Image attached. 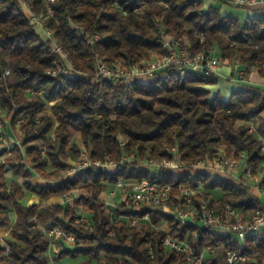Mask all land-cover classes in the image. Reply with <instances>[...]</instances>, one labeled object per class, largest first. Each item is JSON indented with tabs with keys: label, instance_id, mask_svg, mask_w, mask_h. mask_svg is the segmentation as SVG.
Masks as SVG:
<instances>
[{
	"label": "trees",
	"instance_id": "1",
	"mask_svg": "<svg viewBox=\"0 0 264 264\" xmlns=\"http://www.w3.org/2000/svg\"><path fill=\"white\" fill-rule=\"evenodd\" d=\"M24 1L33 9L41 4L0 0V110L12 128L19 121L21 132L12 157H5L7 147L0 148V227L11 233L0 239V264H47L79 256L84 259L77 264H190L184 252L165 247L167 236L186 241L195 254L217 247L208 264H225L228 249L255 251L245 264H264V231L239 239L196 222L181 224L156 209L131 210L125 201L111 211L99 198L118 179H147L170 184L173 196L185 187H201L193 195L194 208L204 203L216 210L229 206L242 215L263 209L243 176L235 183L212 170L154 171L139 160L168 159L166 147L176 145L181 161L191 165L220 148L236 159L243 154L257 169L264 159V91L236 88L225 99L202 87L216 84L215 75L181 76L173 66L146 82L92 79L97 58L140 62L164 53L163 34L182 39L191 53L215 45L224 61L238 59L264 77V18L223 15L218 6L205 8L201 0H55L53 15L45 22L81 74L49 75L62 58L29 22ZM6 69L9 73L3 75ZM82 150L116 162V169L87 168L65 177ZM125 156L129 159L120 163ZM8 170L22 183H8ZM35 174L48 182L30 183ZM76 188L86 194L72 204L42 205ZM25 189L39 196L38 204L20 202ZM80 206L87 210L85 222L78 221ZM10 210L16 215L13 223ZM145 213L148 219H140V225L130 224L132 215L141 218ZM54 226L77 239L69 246L58 239V252L49 257L52 238L46 230Z\"/></svg>",
	"mask_w": 264,
	"mask_h": 264
},
{
	"label": "built area",
	"instance_id": "2",
	"mask_svg": "<svg viewBox=\"0 0 264 264\" xmlns=\"http://www.w3.org/2000/svg\"><path fill=\"white\" fill-rule=\"evenodd\" d=\"M54 1L55 0H41L39 9H33L30 2H23V8L26 10L29 22L42 32L46 39L50 41L52 52L60 55L62 58V63L56 62L55 67L48 70L47 74L57 75L60 73L68 76L81 74L73 69L70 58L62 47L56 43L52 30L45 22L47 18L53 15L52 4ZM224 1L233 6L242 8L264 5V0ZM94 38L99 39L101 37L95 35ZM161 43L166 50L164 53L153 55L151 58L143 59L140 62H129L122 59H116L107 63L103 59L97 58L92 79L94 81L107 80L113 83L122 84L135 81L146 82L154 77L158 71L169 66L175 67L181 76H184L188 72L208 76L211 74L215 75L219 66L224 62L217 46L215 45L206 50L191 53L189 45L182 39L174 38L167 34L161 36ZM239 65H243V63L238 59H234L230 68L231 75H233L232 77L237 81H241L244 78V69L238 68ZM245 66L248 67L246 64ZM8 73L9 71L6 69L3 72V75H7ZM1 126L2 121H0V140L5 141ZM262 150H264V145L262 146ZM167 151L171 154L170 158L162 160L149 159L147 162L157 168H169L173 173L189 172L190 174H193L195 171H198V168H200V160H198L193 166V169H181V171H179V166L182 164V161L176 153L177 148L172 146ZM41 153L43 154L44 150H41ZM225 155L226 153L224 150L220 148L213 153L212 163L217 166L219 172H223V168H228V170L231 171L238 165V161L235 158L226 157ZM244 157L245 156L241 154V160H243ZM128 158V156L122 157L119 162L122 163ZM116 167V162H111L107 159H95L91 157L86 150H82L75 164L68 167V174L74 175L87 168L115 170ZM242 175L246 179H253L252 171L248 166L243 169ZM228 177L232 178L233 182L237 180L233 173L228 174ZM254 187L257 190L263 191V179L259 178L254 183ZM115 188L122 191L123 201H125L126 205L131 210H138L141 207L156 209L173 216L181 224L196 222L202 227H213L216 231L224 235L235 233L239 239H244L250 234L261 236L264 231V208L255 209L248 215H242L236 209L229 206H226L224 209L216 210L208 203H204L200 208H194L192 206L193 195L196 192L200 193L201 187H199L198 190L191 187H185L180 189L178 195L173 196L171 193V185L163 181H150L147 179L126 181L118 179L115 183ZM109 194L114 196L115 192L110 190ZM64 197L67 198L68 195H64ZM140 219H148V214H143L141 218L137 215H132L130 217V224L137 225L140 222ZM78 221L85 222L86 220L79 218ZM46 233L52 239H63L66 242H74L77 239L73 233L65 232L57 226L49 228L46 230ZM164 245L167 249L184 252L190 264H208L205 255H215L217 252V247L208 246L200 253L195 254L190 250L186 241L178 240L169 236L164 239ZM255 255V251L249 254H240L235 250L228 249L224 255V262L225 264H245L248 258H252Z\"/></svg>",
	"mask_w": 264,
	"mask_h": 264
},
{
	"label": "crops",
	"instance_id": "3",
	"mask_svg": "<svg viewBox=\"0 0 264 264\" xmlns=\"http://www.w3.org/2000/svg\"><path fill=\"white\" fill-rule=\"evenodd\" d=\"M204 7L207 8L209 6L215 5L218 6L219 12L223 15H232L235 17H238L239 19H245V18H251L256 16V14L258 13H262L263 16L262 18H264V5H257V6H253V7H249V8H242V7H236L231 5L228 2H224V1H217V0H201ZM256 17H260V16H256ZM231 63L224 61L223 64H221L219 66V68L216 71L215 76L218 78V81L216 84L213 85V90H211L212 94H215L216 92H219L221 94V96L225 99L228 98L229 93L232 89H236V88H250V89H255V90H259V91H264V77L261 76L257 70H255L254 68H249L246 67L245 64L243 65H239L238 68L240 69H244V78L241 81H237L235 80L231 75ZM211 89V88H209ZM226 91V93H225ZM225 94H227V96H225ZM264 145V143H263ZM243 161V162H242ZM244 159L241 160L237 171H235V179L241 180L242 179V173H243V167H244ZM261 164H264V159L262 161ZM243 166V167H242ZM198 170L200 171H204L205 169H200L198 168ZM209 170V169H208ZM219 172V171H217ZM238 172V173H237ZM6 174H12L10 170H8L6 172ZM10 177L13 178H9L8 180H15L18 183H22V179H17L15 176L10 175ZM20 178V177H19ZM244 180L248 181L245 177H243ZM263 179V177H262ZM48 180L44 179L43 177H41L38 174L33 175V177L30 179V183H38V184H44L47 183ZM264 183V182H263ZM251 186V189L253 190V193L255 194V196H257L258 198H260L262 200V202L264 203V193L263 191L257 190L254 187V183ZM103 194V192L100 194L99 198L101 199V195ZM103 200V199H101ZM20 202L23 205H29V204H38L39 203V196L28 191V190H24V195L22 197V199L20 200ZM64 203V200L62 199V197H51L46 201L42 202V205H54V204H62ZM16 217V215H15ZM15 221V219L12 221V223ZM11 236L10 233V228L9 227H0V239H4V238H9ZM56 251V250H55ZM70 260V258H64L62 260ZM60 260V261H62ZM58 261V262H60ZM56 262L54 261H49L47 264H55Z\"/></svg>",
	"mask_w": 264,
	"mask_h": 264
},
{
	"label": "rangeland",
	"instance_id": "4",
	"mask_svg": "<svg viewBox=\"0 0 264 264\" xmlns=\"http://www.w3.org/2000/svg\"><path fill=\"white\" fill-rule=\"evenodd\" d=\"M256 16H260V17H262L263 16V14L262 13H258V14H256ZM228 62V61H227ZM230 63V62H229ZM223 64V63H222ZM202 87H205V88H211L210 90H213V88H215V87H213V84H211V85H202ZM225 93H226V91H225ZM225 96H227V94H225ZM46 110H47V112H48V107H46ZM5 118V111H2V110H0V121H2V126H1V130H2V132H3V136H4V139H5V141H1L0 140V148L1 147H7L8 148V151L6 152V154H5V157H12L13 155H14V152H13V147L15 146V145H19L20 144V139H21V132L19 131V129H18V124H19V122H17V125H16V127L15 128H12L11 126H10V123H9V121ZM74 136H77V135H75L74 134ZM175 147H176V145H174ZM171 147H166V150H168V149H170ZM226 157H231V158H234L232 155H228V154H226L225 155ZM4 158V157H3ZM212 158L213 157H210V158H208V159H206V160H200V169L202 168V169H205V170H212V171H218V168H217V166L215 165V164H213L212 163ZM96 159V158H95ZM129 159V158H128ZM127 159V160H128ZM151 160H157V159H154V158H150ZM236 159V158H235ZM237 161H238V165L236 166V168H234L233 170H231V171H229L228 170V168H223L224 169V171L223 172H218L219 173V175L221 176V177H226V178H229L228 177V174H234L235 173V171H237V169H238V166H239V164H240V162H241V158H237L236 159ZM18 161H19V159H18ZM198 161V160H197ZM243 162V161H242ZM244 162H245V160H244ZM141 163V164H140ZM196 163V162H195ZM195 163L194 164H191V165H185L184 164V162H182V164L179 166V171H181V169L182 170H185V169H193V166L195 165ZM75 164V163H74ZM73 164V165H74ZM139 165L140 166H144V167H150L152 170H157L158 168L157 167H155V166H151L152 164H150V163H148L146 160H143V161H141V160H139ZM72 166V165H71ZM249 167L250 169H251V171H252V177H253V179H247L248 181H246L245 180V182L247 183V184H249V185H252L253 183H255L259 178H262L263 177V175H264V164H260L258 167H257V169H253L247 162H245L244 163V167H243V169L245 168V167ZM70 167V166H69ZM169 169V168H168ZM68 169L65 171V177H71V176H73L72 174H68ZM194 172V171H193ZM193 172H191V173H193ZM195 172H197V171H195ZM194 172V173H195ZM230 172H232V173H230ZM175 173V172H174ZM179 173H181V172H179ZM238 173V172H237ZM224 174H226V175H224ZM10 175H12V176H14L13 174H6V179H7V181H8V183H10L11 182V180H8V177L9 178H13V177H10ZM17 179H22L21 177L19 178V177H17V176H15ZM229 179H231L232 180V178H229ZM241 180H235V182L236 183H239ZM110 190H113L114 192H115V195L114 196H112V195H110L109 194V191ZM263 193H264V189H263ZM81 194H86L85 193V191H83L82 189H79V188H76L75 190H73L72 192H69V193H66V194H64V195H68V197L67 198H65L64 197V195L63 196H61L62 197V199L64 200V203H66V204H72V202H73V200L76 198V197H78L79 195H81ZM214 195L215 196H217V192H215L214 193ZM101 199H103L102 201L104 202V204H105V206L109 209V210H111V211H114L115 210V208L123 201V193H122V191L121 190H119V189H117V188H115V186H113V187H111L108 191H103V194L101 195ZM100 199V200H101ZM127 206V205H126ZM128 207V206H127ZM78 213H79V215H80V218H83L84 220H87V210L83 207V206H80L79 208H78ZM9 217H10V220H11V222L15 219V211L14 210H10V212H9ZM140 223L141 222H139L137 225H140ZM163 227L164 228H166V225L165 224H163ZM63 243L65 244V245H71L72 244V242H66V241H64L63 240ZM58 240L57 239H52V243L50 244V246H49V249H48V256L49 257H52L53 255H55L57 252H58ZM56 250V251H55ZM211 256L212 255H210V254H206L205 255V257H206V259H209V258H211ZM82 259H84L83 257H81V256H79L78 258H75V259H66V260H62V261H60V262H56L55 264H77L80 260H82ZM92 264H95V261H92Z\"/></svg>",
	"mask_w": 264,
	"mask_h": 264
}]
</instances>
